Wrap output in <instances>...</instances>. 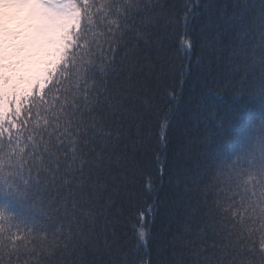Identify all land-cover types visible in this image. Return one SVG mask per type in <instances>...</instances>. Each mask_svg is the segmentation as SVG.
<instances>
[{"label":"trees","instance_id":"16d2710c","mask_svg":"<svg viewBox=\"0 0 264 264\" xmlns=\"http://www.w3.org/2000/svg\"><path fill=\"white\" fill-rule=\"evenodd\" d=\"M52 1L0 75V264H264V0Z\"/></svg>","mask_w":264,"mask_h":264},{"label":"rangeland","instance_id":"374dc122","mask_svg":"<svg viewBox=\"0 0 264 264\" xmlns=\"http://www.w3.org/2000/svg\"><path fill=\"white\" fill-rule=\"evenodd\" d=\"M18 9L19 3L17 0H0V10L3 13V19L10 24L15 18L18 17ZM71 13V12H69ZM71 21V20H70ZM69 21V22H70ZM15 21H13L14 23ZM15 30L11 28H0V75H2L3 71H6V76L9 79L14 78L15 76L20 74L21 69L23 68L25 62L29 60V51L31 48V44L28 39H21V34H16ZM43 36L39 34V38L41 39ZM20 39V40H19ZM37 40V38H36ZM14 42H17V46L22 47L25 51L17 52L9 50ZM39 41L37 40V43ZM3 49V51H2ZM46 46H40L39 51L44 55L46 53ZM10 51V53H9ZM16 52V53H15ZM17 53L20 55L21 60H18ZM15 56V57H14ZM14 58L12 63L9 59ZM42 60H39L40 63ZM14 63V64H13ZM30 64V63H28ZM14 67V68H13ZM16 69V70H15ZM4 77V76H3ZM33 85V83H32ZM30 89V85L26 87Z\"/></svg>","mask_w":264,"mask_h":264}]
</instances>
